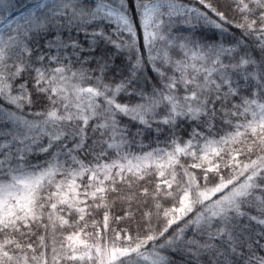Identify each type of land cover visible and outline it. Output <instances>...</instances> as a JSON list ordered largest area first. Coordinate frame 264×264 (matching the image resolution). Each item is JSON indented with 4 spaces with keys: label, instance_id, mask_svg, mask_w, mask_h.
Masks as SVG:
<instances>
[{
    "label": "snow or ice",
    "instance_id": "1",
    "mask_svg": "<svg viewBox=\"0 0 264 264\" xmlns=\"http://www.w3.org/2000/svg\"><path fill=\"white\" fill-rule=\"evenodd\" d=\"M0 264H264V0H0Z\"/></svg>",
    "mask_w": 264,
    "mask_h": 264
},
{
    "label": "trees",
    "instance_id": "2",
    "mask_svg": "<svg viewBox=\"0 0 264 264\" xmlns=\"http://www.w3.org/2000/svg\"><path fill=\"white\" fill-rule=\"evenodd\" d=\"M34 0H27V2L28 3H31V2H33ZM210 35V34H209ZM148 141H146V143H147Z\"/></svg>",
    "mask_w": 264,
    "mask_h": 264
},
{
    "label": "rangeland",
    "instance_id": "3",
    "mask_svg": "<svg viewBox=\"0 0 264 264\" xmlns=\"http://www.w3.org/2000/svg\"><path fill=\"white\" fill-rule=\"evenodd\" d=\"M34 2V1H33ZM33 2H31V3H33Z\"/></svg>",
    "mask_w": 264,
    "mask_h": 264
}]
</instances>
